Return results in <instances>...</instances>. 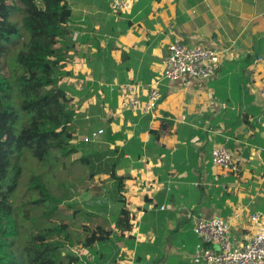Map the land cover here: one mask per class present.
Wrapping results in <instances>:
<instances>
[{"label": "crops", "instance_id": "1", "mask_svg": "<svg viewBox=\"0 0 264 264\" xmlns=\"http://www.w3.org/2000/svg\"><path fill=\"white\" fill-rule=\"evenodd\" d=\"M67 1L69 39L79 36L61 83L85 133L122 135L114 158L134 227L114 234L103 264H205L193 228L199 217L227 218L240 248L255 231L251 214L264 213V0H129L126 11L112 0ZM173 39L221 50L218 71L161 79ZM155 80L161 97L151 113L121 110L119 84H139L144 94ZM220 144L234 168L213 164ZM86 252L77 264H100Z\"/></svg>", "mask_w": 264, "mask_h": 264}, {"label": "trees", "instance_id": "2", "mask_svg": "<svg viewBox=\"0 0 264 264\" xmlns=\"http://www.w3.org/2000/svg\"><path fill=\"white\" fill-rule=\"evenodd\" d=\"M19 1L21 6L11 0H0V264H77L87 257L73 250L76 243L87 249L98 263H107V256L114 254V234L123 235L134 227L125 196L126 178L119 174V160L114 158V140L122 135L114 134L111 128L104 133L110 144L109 150L99 152L92 148V144L100 140L86 142L89 152L76 159L90 167L89 177L99 171L112 181L109 197L117 209L112 221L94 227L82 225L88 237L75 241L70 223L53 219L52 223H44L31 234L21 259L15 254L19 225L9 198L19 182L24 152L31 150L41 164L52 157L59 159V155L77 153L79 148L72 140L78 138V124L84 121L72 106L73 97L61 83L71 74L68 64L75 48V42L67 39L72 33L68 24L72 7L67 0ZM19 12L22 18L13 19V14ZM25 33L30 38L25 43L26 48L17 55L22 69L16 78L22 97L17 103L12 98L7 57ZM15 103L31 114L24 124ZM151 133L158 138V130H151ZM42 175L31 177L27 192L37 191L40 196L28 203L39 207L45 205L47 212L49 187L43 182ZM110 264H114V259Z\"/></svg>", "mask_w": 264, "mask_h": 264}, {"label": "rangeland", "instance_id": "3", "mask_svg": "<svg viewBox=\"0 0 264 264\" xmlns=\"http://www.w3.org/2000/svg\"><path fill=\"white\" fill-rule=\"evenodd\" d=\"M21 6L19 0H11ZM13 19H21L22 13L13 14ZM79 33H74L67 38L76 41ZM29 34L25 33L20 44L15 47L7 57L8 68L10 71L9 81L12 85V98L14 102L21 101L20 88L16 85V78L22 69L17 61V55L25 49V43L29 41ZM79 56L76 57V60ZM15 103L21 122L24 124L29 121L31 114H28L19 104ZM74 107V104L72 103ZM77 107V105L75 104ZM75 108V107H74ZM78 124V138L72 140V144L77 146L78 152L71 156L59 155V159L52 157L49 161L41 164L33 155L31 150H26L21 159L22 171L16 189L10 196V202L14 207V216L19 225V234L15 237V254L21 259L23 248L30 238L44 223H52L53 219L65 220L71 225V232L75 241L86 240L87 233L82 229V225L88 224L94 227L99 223L112 221V216L117 214L116 206L109 197L112 181L108 176L99 172L91 178L90 167L77 161L76 157L89 152L88 143L81 139L86 129ZM84 135V136H85ZM80 139V140H79ZM98 143H93L92 148L99 152L107 151L110 148L106 136L103 134ZM42 175L43 182L49 187L47 212L45 205L36 206L28 203L40 196V193L27 192L31 177ZM46 212V213H45ZM72 247L78 254H87L86 249L77 243ZM85 252V253H84ZM86 264V263H85Z\"/></svg>", "mask_w": 264, "mask_h": 264}, {"label": "built area", "instance_id": "4", "mask_svg": "<svg viewBox=\"0 0 264 264\" xmlns=\"http://www.w3.org/2000/svg\"><path fill=\"white\" fill-rule=\"evenodd\" d=\"M114 10L126 11L131 7L129 0H112ZM223 52L201 44L188 45L179 39L171 40L168 54L164 59L161 79L176 80L183 75L197 78H210L217 71ZM159 80L153 81L151 87L143 86L140 94L139 84L127 82L118 85L119 106L123 111L151 113L157 106L161 91L157 86ZM260 94L264 105V81ZM105 129L100 128L83 137L85 142L98 141ZM212 162L223 169L234 168V158L226 145L220 144L211 152ZM250 220L255 228L253 235L236 248L231 236V224L225 217L197 218L194 232L206 244L203 259L205 264H264V213L254 211Z\"/></svg>", "mask_w": 264, "mask_h": 264}, {"label": "water", "instance_id": "5", "mask_svg": "<svg viewBox=\"0 0 264 264\" xmlns=\"http://www.w3.org/2000/svg\"><path fill=\"white\" fill-rule=\"evenodd\" d=\"M194 210L192 209V210H190V212H193Z\"/></svg>", "mask_w": 264, "mask_h": 264}]
</instances>
